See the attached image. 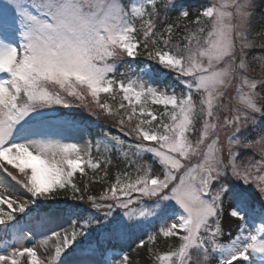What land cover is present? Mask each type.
<instances>
[{
    "label": "snow or ice",
    "instance_id": "obj_1",
    "mask_svg": "<svg viewBox=\"0 0 264 264\" xmlns=\"http://www.w3.org/2000/svg\"><path fill=\"white\" fill-rule=\"evenodd\" d=\"M256 7L0 0V264H264Z\"/></svg>",
    "mask_w": 264,
    "mask_h": 264
},
{
    "label": "trees",
    "instance_id": "obj_2",
    "mask_svg": "<svg viewBox=\"0 0 264 264\" xmlns=\"http://www.w3.org/2000/svg\"><path fill=\"white\" fill-rule=\"evenodd\" d=\"M255 2H256V5H257V7H256L257 16H256L255 23L259 24L261 22H264V21L261 20V16H264L262 14V7L264 6V0H255ZM187 3H189L190 5H192V7L194 8V7H196V6L199 5L200 0H187ZM137 61L140 62L138 64V66H143L145 64H150L153 69H158V68H154V67H156L155 64H154V62L148 61L144 55L138 56L137 57ZM137 68H140V67H137ZM122 70H127V65L125 63H123V62L121 63V66L117 70V72L119 73V71H122ZM165 80H166V83L167 84L168 83L170 84V82L171 83H175V81L172 80V74L171 73H168V76L166 77ZM64 110H65L66 113H70L73 116H79L81 113H83V110L82 109H69L70 111H68V109H64ZM83 115L86 116L87 114L86 113H83ZM89 122H90V131H91L92 135L95 136V133L98 130L97 124H96L95 127H93L92 126V123L93 122L90 121V120H89ZM98 123H99L100 127H104L105 126L104 121H102V120L99 121ZM111 131L114 133V131L112 130V128H111ZM114 154L115 153H113V155ZM118 162H120V161H118ZM77 179H79V177H77ZM99 189H100V185H98V184L91 185V190H92L93 193H96ZM65 204L67 206H76V205H78V202L72 201V200H67V201H62L61 202V206H64ZM234 223H235L234 221L232 223H229V221L226 218L225 223H224L225 230L232 229L233 234H235V229L233 227V224ZM226 239H227V237H225V240ZM171 243L175 244V243H177V241L173 240ZM159 247H160L161 250H166L167 244L162 241L159 244Z\"/></svg>",
    "mask_w": 264,
    "mask_h": 264
},
{
    "label": "rangeland",
    "instance_id": "obj_3",
    "mask_svg": "<svg viewBox=\"0 0 264 264\" xmlns=\"http://www.w3.org/2000/svg\"><path fill=\"white\" fill-rule=\"evenodd\" d=\"M263 11H264V7H263ZM139 63L140 62L137 61V57L135 58L134 61H131L132 68L135 70V74H139L140 73V69L143 68V67H145V65H150V64H145L143 66H138ZM155 66L156 67H154V68H158L159 70L158 69H153L152 66H151V77H152L153 82L156 83V84H160V85L167 84L165 79L168 76V73L166 72V70L160 68L159 65L155 64ZM137 67H140V68H137ZM170 84H172V83L170 82ZM177 90L179 91V88H177ZM57 111L58 112L66 113L64 109H58ZM68 111H70V110L68 109ZM89 120L93 122L92 123V126L95 127L96 124H97V122H95V118L89 117ZM101 120L103 121V119H101ZM112 130L114 131L115 134H120V133L117 132V130L115 128H112ZM113 160L114 161L116 160V154L113 155ZM116 162L119 163L120 166L123 167V164L121 162H118V161H116ZM0 179H2V177H0ZM17 187H19V186H17ZM29 244L31 246V242H29ZM37 251H38V254L41 255V257L46 256V253L44 252V250L42 248H39L38 247L37 248Z\"/></svg>",
    "mask_w": 264,
    "mask_h": 264
}]
</instances>
